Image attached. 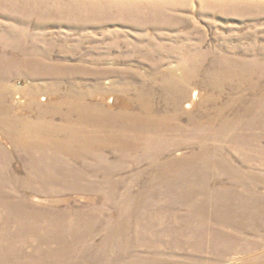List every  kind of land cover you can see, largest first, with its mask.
<instances>
[{
  "label": "rangeland",
  "instance_id": "rangeland-1",
  "mask_svg": "<svg viewBox=\"0 0 264 264\" xmlns=\"http://www.w3.org/2000/svg\"><path fill=\"white\" fill-rule=\"evenodd\" d=\"M4 53L43 67H14L18 62L14 73L0 80V121L3 112L34 121L37 112L57 105L56 86L110 112H125L121 101L130 104L142 90L150 93L144 99L162 106L161 72L180 75L187 64L192 72L181 82L183 113L197 116L231 106L226 113L237 119L259 97L241 91L239 84L264 88V79L233 76L264 73V0H0ZM59 64L66 66V77L40 76L61 70L49 67ZM210 72L232 76L215 85ZM195 92L198 100L192 99ZM241 128L204 142L212 154L168 179L153 175L158 159L124 164L113 150L76 160L46 152L34 161L16 153L0 130L5 138L0 148L12 154L0 155V245L12 261V254L25 253L20 264L26 259L28 264L264 262V131ZM194 135L190 129L174 139L188 146L174 157L183 160L203 147ZM233 135L239 137L231 142ZM200 160L220 166L204 169ZM119 219L129 228L120 238L115 236ZM66 244L75 252L66 251Z\"/></svg>",
  "mask_w": 264,
  "mask_h": 264
},
{
  "label": "bare ground",
  "instance_id": "bare-ground-1",
  "mask_svg": "<svg viewBox=\"0 0 264 264\" xmlns=\"http://www.w3.org/2000/svg\"><path fill=\"white\" fill-rule=\"evenodd\" d=\"M16 63H18V66H14ZM30 64L41 65V67H43V64L39 62L21 61L5 53L0 55V80L5 79V76L12 75L14 73L12 68L29 66ZM235 65H238V63H235ZM44 66L47 67L46 65ZM49 67H54L56 69L61 68V70L55 73H47V71L39 73L41 70L39 69L37 71L40 76H63V78L67 76V72L64 70L66 66H63V64L54 66L49 65ZM195 69L194 73L196 74L197 71L195 72ZM189 70L190 68L187 64V66L180 69V75L177 74L178 72L176 70L172 69L161 72L160 77L162 80L160 83L165 95L162 106H158L157 103L153 102L151 99L148 101L144 99L145 97H150V93L147 95L148 90H142L135 94L134 100L129 101L130 104L126 103L125 100L123 102L121 101L120 107L121 109H125V112H110L101 107H92L88 102L82 103L79 97L64 93L60 90L59 86H56L54 91L59 94L60 100L58 95L56 99L53 98L55 102H58L57 105L52 106L50 109L43 108L37 112L34 121L19 117L11 118L8 117V113L3 112L2 116H4V118H1L0 130L7 135L11 142H13L14 149L15 151L17 150L16 153L21 152L24 157L32 155L31 159L34 161H36L37 156L41 159L42 157H47L46 152H52L55 159L65 158L68 160H76L80 157H97L94 153L113 150V152H115L113 153L114 156L124 164L136 158L147 157L158 159L161 162L159 164L153 163L151 167L152 171L153 168L155 169L153 175L157 178L168 179L171 172L180 171V174H182L181 170L183 171V168L190 165L189 163L193 162L194 159L197 160L212 154L211 149L207 147V145H204V142L213 139H221V137H227V135L231 136L230 133L237 130V126L264 131V88L262 89L258 85L248 87L249 85L243 86L242 83L239 84V89H241V91L246 90V92L250 94H252L250 90L252 92L255 91L259 96L256 100L252 99L250 105L237 114V116L240 115L237 119L242 116L248 118L252 117V119L239 122L236 117L231 118L228 113H226L231 106L210 109V112L206 110L204 112L200 111L197 116L193 115L194 113L192 111V113L187 111L183 113V102L181 101L185 98V95L181 82L185 83L189 80ZM231 74L232 73L224 74L221 72L209 73V75L213 77L211 80L215 82V85L216 83L219 84L221 81L224 82L227 76H232ZM73 75L74 73L71 71L69 76L72 77ZM233 76H236L238 81L249 79L256 81L255 79H264V73H261L260 76L257 77L236 73H233ZM198 98L199 95L195 92L192 99L198 100ZM43 100L47 101V98L43 97ZM212 102L216 103L217 97H212ZM194 105L195 104L192 102L188 103L187 108L191 109ZM75 113L77 116H75ZM56 119H59L60 123L55 122ZM183 119H188V126L183 125ZM217 127H219V129L212 135L211 133ZM190 129L194 131V139L203 143V147L192 150L189 154L190 156L181 155V159L188 160V162H184L173 155L178 149H184L188 146L180 145L174 142V139L176 137H186V131ZM237 136L235 137L233 135L231 137V142L232 140H237L239 137ZM1 139L3 141L5 140L2 135H0V140ZM1 151L0 155L3 157L7 159L8 157L12 158L11 153H5L2 149ZM197 162L202 163L204 169L220 166L208 160H204L203 162L200 160ZM0 168L2 167L0 166ZM21 184H23V188L27 186L25 182ZM5 206L8 208L10 207V205ZM130 211L132 218L134 216V210ZM146 219H148V215L140 218V220ZM124 220L125 219L118 220L119 224L116 227L115 233V236L118 238L125 237L126 230L129 229L124 226ZM158 220L165 221L163 218H158ZM85 235L90 236L91 234L86 233ZM111 235L113 236V234ZM49 243L52 244V242ZM65 247L66 251H70L69 253L75 252L73 245L66 244ZM6 250L7 248L5 245H0V262L5 264H15V262L20 264L19 259L23 256H27L25 253L18 251V255H11L16 256L15 260L12 261L10 260V253ZM115 251L120 253V251L123 252V249L121 250L119 246H115ZM261 255H264V251L260 256ZM23 262L24 264H28L29 259ZM258 264H264V262Z\"/></svg>",
  "mask_w": 264,
  "mask_h": 264
}]
</instances>
